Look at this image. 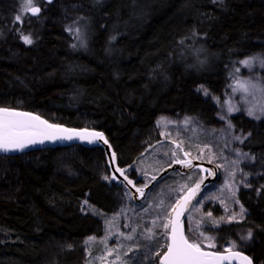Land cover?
<instances>
[{"label":"trees","instance_id":"16d2710c","mask_svg":"<svg viewBox=\"0 0 264 264\" xmlns=\"http://www.w3.org/2000/svg\"><path fill=\"white\" fill-rule=\"evenodd\" d=\"M20 2L0 0V107L98 128L120 166L161 140V115L219 126L217 106L197 87L222 95L237 63L264 56V0H37L39 17L22 15ZM80 22L88 39L74 45L68 26ZM230 120L264 167V119L239 112ZM125 189L112 182L103 146L0 155V264H84L86 238L101 236L104 222L83 204L117 212ZM239 199L246 216L209 232L222 241L251 232L235 249L264 264V188H242Z\"/></svg>","mask_w":264,"mask_h":264},{"label":"rangeland","instance_id":"374dc122","mask_svg":"<svg viewBox=\"0 0 264 264\" xmlns=\"http://www.w3.org/2000/svg\"><path fill=\"white\" fill-rule=\"evenodd\" d=\"M20 5L22 15H26L25 0H21ZM34 5H38L37 0H32ZM67 7L75 9L78 6ZM68 27L75 38L74 45L87 41L86 24L80 22ZM245 60L249 61L248 65L242 63ZM234 70L222 95L212 93L203 84L197 87L198 93L212 99L217 106L219 126H205L191 116L161 115L156 121L161 140L131 167L141 178L140 186L144 187L174 161L191 157L215 163L219 169L218 179L192 205L187 215V230L192 238L225 249L238 248L239 243L247 244V239L241 237H247L248 232L238 237V241H222L213 237L209 229L240 221L246 216L247 211L239 199L242 188H264V167L260 168V156L241 147L243 142L236 137L242 140L244 137L230 120L231 115L239 112L256 120L264 119V56H250L237 63ZM230 107L235 110L229 112ZM249 110L253 116L248 115ZM201 174V170L194 166L187 172L174 169L158 179L141 201L133 200L125 189L127 200L114 213L102 214L85 202V211L103 216L104 232L101 236L86 238L87 260L84 264H157L159 250L168 244L170 217L176 202L201 180ZM231 217L235 219L231 220ZM200 233L210 239H203Z\"/></svg>","mask_w":264,"mask_h":264},{"label":"water","instance_id":"95a60500","mask_svg":"<svg viewBox=\"0 0 264 264\" xmlns=\"http://www.w3.org/2000/svg\"><path fill=\"white\" fill-rule=\"evenodd\" d=\"M53 1L54 0H45V2L48 4L52 3ZM33 7L39 8L40 9L39 13H37L35 15H33L30 11H27V13L31 17H39L41 12H42V7L40 5H34ZM0 109H8L10 112L30 114V115L15 117L13 119L23 121V122H25V124L31 126V127H27L25 129V135L22 137L23 141L26 144V147H24L23 149H15V150H10V151H4V150L0 149V155H16V154H19L22 152H27V151H32V150H37V149H42V148H54L56 146L72 145V144H82V145L88 146V147L103 146V148L105 150V156L107 159V164H108L109 171H110V178H111L112 182H121L131 192L132 199L135 201H141L144 198V196L146 195V193L148 192V190L150 189V187L158 179H160L164 175H167L168 173H170L174 169H180L183 172H187L193 166L198 167L202 172L201 180L194 183L182 195V197L179 200L183 204L184 197H186L189 194V190L194 189L197 184L200 185L199 191L196 192V195L193 196L192 199L190 201H188V203L184 206L182 214L178 218L180 230L183 232V234L186 237H187V235H186V220H187V215H188L189 210L191 209L192 205L196 202L199 195L208 186L215 183L218 179L219 169L215 163L208 161V160H200V159H194V158L189 157L188 159L179 160V161H185V162L191 161V166H188L186 163H180L178 161H174L172 164L166 166L154 179H152L149 182V184H147L146 187L144 186L141 188L136 183L137 179H134L128 175V170L136 162V160H138V158L140 156H142L147 150H149L151 146L156 144V142L150 146H147L145 148V150L139 156H137L136 159L131 164H128L126 166H120L118 164L117 153L113 150V148H112L110 142L108 141L106 135L104 134V132L98 128L85 127V126H82V127L69 126V125L62 124V123H56V122H53L51 120H48L46 117L42 116L41 114L36 113L34 111H30V110L11 108V107H0ZM31 117H39V121L32 120ZM4 119H5L4 114L0 113V125L3 124ZM40 121H46L47 124H41ZM48 125H53L55 127L48 128ZM63 130H68V131H63ZM93 132L103 133L104 140H107V143L105 144L104 140H96L93 143H89L87 139H80L79 136H75V135H73V139H71V140H69V139L49 140V139H44L43 135L41 134V133H43V134H49V135H56L57 137H64L67 135H72L74 133H80L81 135L87 137L90 133H93ZM28 139H35L37 142L34 144H29V143H27ZM40 140H43V143L39 142ZM113 154H115V155L113 156ZM117 169L124 170V175L121 176L120 172L117 171ZM206 170L210 171L209 173H212V174L211 175L209 173L206 174V172H205ZM125 176L127 177V180L124 179ZM113 177H115V179H113ZM128 180H131L133 183L129 184ZM133 185H135V186H133ZM137 188L142 189L143 195H141L140 192H137V190H136ZM175 208H176V205H175L174 209ZM174 209H173V211L171 213V217H170V230H169V235H168V244L171 243V225H172V222L177 220V212ZM189 241L192 242L191 240H189ZM201 248L204 251L220 253V254L228 257V259L224 260L222 262V264H247V261L243 260V257H248L251 260V264H255L253 258L249 254H247L246 252L241 251L239 249H227L224 251H217V250H213L210 248H204V247H201ZM166 251H167V247H166L165 251L162 253V255L160 256V258L158 260V264H162V258L164 256V254L166 253ZM236 252L241 253V255L240 256L233 255V253H236Z\"/></svg>","mask_w":264,"mask_h":264},{"label":"snow or ice","instance_id":"6c2138e0","mask_svg":"<svg viewBox=\"0 0 264 264\" xmlns=\"http://www.w3.org/2000/svg\"><path fill=\"white\" fill-rule=\"evenodd\" d=\"M25 10L30 11L33 15L39 13L40 9L37 7L32 6V0H25ZM16 21H21V16H16ZM23 39L25 43L31 44L33 41L29 36H23ZM245 65L249 64V61L245 60L242 62ZM235 109L229 108L228 111H234ZM0 113H3L5 116V119L3 121V124L0 125V149L4 151H10L15 149H23L26 147L25 142L23 141L22 137L25 135V129L27 127H31L30 125L25 124V122L13 119L15 117L30 115V114H23L18 112H10L8 109H0ZM249 116H253L254 113L249 110L248 112ZM223 118V117H222ZM259 119V117H256ZM32 120L39 121V117H31ZM41 124H47L46 121H40ZM55 126L48 125V128H53ZM68 131V130H63ZM44 139L49 140H56V139H73V135L79 136L80 139H87L89 143H93L96 140H104L103 133L99 132H93L90 133L87 137L81 135L80 133H74L72 135H67L64 137H57L56 135H49V134H43ZM250 135V133L248 134ZM236 139L243 140L241 137H236ZM37 141L35 139H28L27 143L34 144ZM39 142L43 143V140H40ZM104 143H107V140H104ZM115 154H113L114 156ZM180 163H186L188 166H191V161H178ZM117 171L120 172V175H124V170L117 169ZM210 175L212 173H209ZM104 179H109V177H104ZM115 179V177H113ZM124 179L127 180V177L125 176ZM129 184H132L133 182L131 180H128ZM135 186V185H133ZM147 185H145L146 187ZM200 185L197 184L194 189L189 190V194L184 197L183 204L178 200L176 202V208L174 209L177 212V220L172 222L171 225V243L167 245V251L164 254L162 258V264H222V262L228 257L215 252L210 251H204L201 248L200 243L196 242H190L189 239L183 234V232L180 230L179 227V216L182 214L184 206L192 199L193 196L196 195V192L199 191ZM137 192H140L141 195H143V191L140 188L136 189ZM199 202V201H197ZM241 211L243 212V208H241ZM210 215V214H209ZM231 220H234L235 217H231ZM166 228L168 225H164ZM191 231V229H190ZM251 232L248 233L247 237H241L242 240L244 239H250L251 238ZM200 236L203 237V233H200ZM203 239H210L209 237H203ZM208 247H214V245H208ZM233 255L240 256L241 253L236 252L233 253ZM243 260L247 261V264H251V260L248 257H243Z\"/></svg>","mask_w":264,"mask_h":264},{"label":"flooded vegetation","instance_id":"af4514ba","mask_svg":"<svg viewBox=\"0 0 264 264\" xmlns=\"http://www.w3.org/2000/svg\"><path fill=\"white\" fill-rule=\"evenodd\" d=\"M128 173H129L128 175L131 177V175H130L131 172L129 171ZM134 179H135V178H134ZM137 181H138V180H137ZM140 184H141V183H140Z\"/></svg>","mask_w":264,"mask_h":264}]
</instances>
